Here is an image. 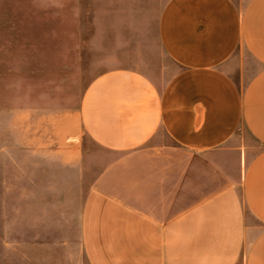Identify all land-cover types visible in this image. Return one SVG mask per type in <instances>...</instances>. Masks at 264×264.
<instances>
[{
  "label": "crops",
  "instance_id": "1",
  "mask_svg": "<svg viewBox=\"0 0 264 264\" xmlns=\"http://www.w3.org/2000/svg\"><path fill=\"white\" fill-rule=\"evenodd\" d=\"M96 31L129 59L83 92L48 263L264 264V0H113Z\"/></svg>",
  "mask_w": 264,
  "mask_h": 264
},
{
  "label": "rangeland",
  "instance_id": "2",
  "mask_svg": "<svg viewBox=\"0 0 264 264\" xmlns=\"http://www.w3.org/2000/svg\"><path fill=\"white\" fill-rule=\"evenodd\" d=\"M111 21L113 0H0V264L69 253V184L90 181L78 163L81 98L129 59L115 34L96 31Z\"/></svg>",
  "mask_w": 264,
  "mask_h": 264
}]
</instances>
